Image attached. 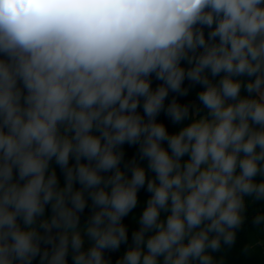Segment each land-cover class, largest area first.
<instances>
[{
    "label": "clouds",
    "instance_id": "clouds-1",
    "mask_svg": "<svg viewBox=\"0 0 264 264\" xmlns=\"http://www.w3.org/2000/svg\"><path fill=\"white\" fill-rule=\"evenodd\" d=\"M262 205L264 0H0V264L264 256Z\"/></svg>",
    "mask_w": 264,
    "mask_h": 264
},
{
    "label": "trees",
    "instance_id": "trees-1",
    "mask_svg": "<svg viewBox=\"0 0 264 264\" xmlns=\"http://www.w3.org/2000/svg\"><path fill=\"white\" fill-rule=\"evenodd\" d=\"M159 83H161V82L155 80V78L153 77V88H155ZM184 86L189 87V89H190L189 94L187 96H179L176 93L170 92L168 98L165 101V107H167V104L173 99V97H175L177 99V101L181 104L188 103L190 105H193V102L197 101L199 107H201L202 112L206 111L200 105V102L198 101L197 95H196L197 92L201 90V86L200 85H193V84H191V82H189L187 80L185 81ZM138 111H140L141 113L143 112L142 108L138 109ZM157 120L160 122H163L166 125V127L168 128L170 133H174V132L178 131L180 128H182L187 123H189L188 120H185L184 122H182L180 124H174L169 120V118L165 115L164 112H161L158 115ZM122 148H123V151L125 153L124 160L121 164L122 169L124 168L125 164L130 163L133 159H135L137 161V163H140L144 167H147V160L141 161L139 159V145L125 144L122 146ZM185 159H187V157H185ZM70 163H74V161H70ZM56 170H57L58 178L60 180V184H61V186H63L64 175L58 166L56 167ZM128 174L130 175V172ZM151 175H153V174L149 173V176H151ZM75 186L77 188L80 187L79 184H76ZM150 195L151 194L148 193L146 190L141 189L138 192V205H137V207L135 209H133V211L127 217L124 218L123 222L126 224V226L128 227V230H129V241H128L129 245L132 243V240H131L132 232L139 228V218H140V215L142 214L143 209L146 207V202H147V199L150 197ZM258 207H264V205L258 206ZM89 213H90V209L86 208L84 213L81 215V223L82 224L86 221ZM50 214H51V211H50V207H49L46 210V215H50ZM254 214H255L254 210L250 208L249 209V222L246 224V227L238 233L237 240H236V243L233 246V248L226 253V257H225L226 264H264V256H261L259 254V250H257V254L251 255V256H245L241 251L243 249V247L249 242V235L251 234L253 237L256 236V232L252 228V225L250 223L251 216ZM127 246L128 245H122L118 251L106 253V256L111 258L112 264H115L116 259L120 255L123 254V252L125 251ZM69 262L71 264L70 258H69ZM34 264H35V262H34Z\"/></svg>",
    "mask_w": 264,
    "mask_h": 264
},
{
    "label": "rangeland",
    "instance_id": "rangeland-1",
    "mask_svg": "<svg viewBox=\"0 0 264 264\" xmlns=\"http://www.w3.org/2000/svg\"><path fill=\"white\" fill-rule=\"evenodd\" d=\"M193 106H194V107L199 106V105H198V102H197V101H194V102H193Z\"/></svg>",
    "mask_w": 264,
    "mask_h": 264
}]
</instances>
